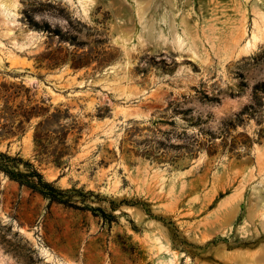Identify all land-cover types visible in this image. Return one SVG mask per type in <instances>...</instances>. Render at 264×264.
<instances>
[{
  "label": "rangeland",
  "instance_id": "rangeland-1",
  "mask_svg": "<svg viewBox=\"0 0 264 264\" xmlns=\"http://www.w3.org/2000/svg\"><path fill=\"white\" fill-rule=\"evenodd\" d=\"M1 4L0 86L38 115L0 151L57 198L0 171V264H264V0Z\"/></svg>",
  "mask_w": 264,
  "mask_h": 264
},
{
  "label": "trees",
  "instance_id": "trees-1",
  "mask_svg": "<svg viewBox=\"0 0 264 264\" xmlns=\"http://www.w3.org/2000/svg\"><path fill=\"white\" fill-rule=\"evenodd\" d=\"M12 88L21 89V87L7 86L1 84L0 86V99L4 98L5 104L0 108V118L4 119L1 123L0 136L6 137L15 134L14 127L16 129H22L23 123L31 119V117L38 115L36 111L37 107L34 106L30 111L24 110L22 113L18 109L12 110L9 106L11 99L18 95V91H11ZM22 109V106H18ZM19 116H23V119H19V123L15 126L16 119ZM43 122H40L37 126L42 127ZM34 141L36 146L39 148V152L46 155L47 158H54V161L59 164L60 159L63 156V152L60 150V145L64 143L63 139L60 140L59 144L53 148L49 144L48 139L42 135L41 132H35ZM25 164V170L19 168L20 164ZM0 171L5 173L11 179L18 181L21 185H26L35 191H39L42 194L49 196L51 199H56L57 189L54 184L45 180L43 174L29 161H24L19 156H10L6 152L0 151Z\"/></svg>",
  "mask_w": 264,
  "mask_h": 264
},
{
  "label": "bare ground",
  "instance_id": "bare-ground-1",
  "mask_svg": "<svg viewBox=\"0 0 264 264\" xmlns=\"http://www.w3.org/2000/svg\"><path fill=\"white\" fill-rule=\"evenodd\" d=\"M88 1V0H87ZM92 7V6H91ZM17 9V6L16 4H1L0 5V10H1V13H3V16L5 18H9V17H13L14 18V14H15V10ZM81 12H87V6L85 5L84 6V11H81ZM5 26H8V25H5ZM10 26V25H9ZM9 31V30H8ZM264 37V31H258L256 34L253 35L252 39L250 41L247 42V44L245 45V48H244V51H248L251 47L255 46L257 41ZM234 41H235V38L233 37ZM233 39H232V43H230L229 45V49H231V47L234 45L233 43ZM237 40V39H236ZM236 43V42H235ZM181 48V47H180ZM224 48H227V47H224ZM238 48V47H236ZM237 50V49H236ZM233 53V52H232ZM230 55V54H229ZM44 251V250H43ZM46 253V252H45Z\"/></svg>",
  "mask_w": 264,
  "mask_h": 264
}]
</instances>
